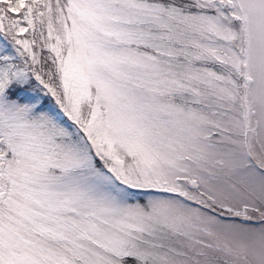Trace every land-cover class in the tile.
<instances>
[{
  "label": "snow or ice",
  "instance_id": "obj_1",
  "mask_svg": "<svg viewBox=\"0 0 264 264\" xmlns=\"http://www.w3.org/2000/svg\"><path fill=\"white\" fill-rule=\"evenodd\" d=\"M0 264H264V0H0Z\"/></svg>",
  "mask_w": 264,
  "mask_h": 264
}]
</instances>
